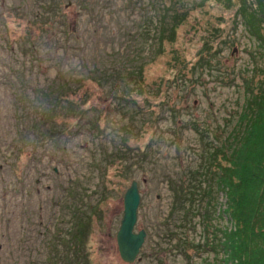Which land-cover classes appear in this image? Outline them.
Listing matches in <instances>:
<instances>
[{"label":"rangeland","instance_id":"1","mask_svg":"<svg viewBox=\"0 0 264 264\" xmlns=\"http://www.w3.org/2000/svg\"><path fill=\"white\" fill-rule=\"evenodd\" d=\"M226 5L0 0V264H63L52 247L69 244L78 212L90 224V264H207V206L185 201L182 189L203 169L207 130L231 129L243 85L264 78L238 4ZM173 11L184 18L160 52ZM140 64L145 86L130 106L121 93ZM58 90L70 102L49 110L50 124L42 108ZM132 179L140 192L134 230L146 235L128 262L116 233Z\"/></svg>","mask_w":264,"mask_h":264},{"label":"trees","instance_id":"2","mask_svg":"<svg viewBox=\"0 0 264 264\" xmlns=\"http://www.w3.org/2000/svg\"><path fill=\"white\" fill-rule=\"evenodd\" d=\"M218 1L225 2L227 7L238 4L236 17L239 15V22L249 28L250 35L255 39L258 52L264 56V0ZM174 11L170 31L163 32L159 38L160 52H162L165 39H174L175 29L184 18V15L181 14V18L176 20L178 16ZM50 22L53 23V21L47 23L43 21L48 27L51 26ZM163 22H165L164 19ZM31 27L32 25L29 26V28ZM207 62L208 65L209 61L207 60ZM253 67L255 71H264V66L253 65ZM143 70V64H140L136 70L131 71L133 87H129V91L125 90L121 93L123 98H128L125 100L129 101L130 106L136 104L132 92H143L145 86ZM263 79L259 78L260 82H256V84H253L251 79L250 83L243 85L244 101L238 115L235 114V118L229 122L231 129L223 130L221 134L216 133L213 137L207 130L205 149L207 154L202 163L203 169L200 164V170L195 172L192 186L186 189L185 185V188L182 189L185 201L189 199L193 202V206L201 204V208L204 210L207 206V218L202 220L203 227L207 230L206 241L202 242V246L207 245V264H264ZM58 96L59 100L53 102L51 107L44 106L42 108L44 112H47L44 113V116H46V122L50 124L55 115L49 110L53 111L58 108L60 101L70 102L69 97L61 95L59 90L49 99L52 100ZM72 109L87 111L86 107L79 108L78 105L73 106ZM50 124L49 129L51 130L54 124ZM219 192L225 197L223 202H219L217 199ZM175 193L178 196L176 189ZM203 200L204 203H202ZM82 217L79 212L76 213L74 224L67 229L69 244L64 239L62 248L52 247L54 258L59 257L63 264H90L85 245V239L90 233V224L87 219ZM218 217L227 219L231 224H219L220 226L215 224L214 219ZM58 244L60 245V243ZM65 248H68V252L66 256H63ZM57 253L61 254L57 255ZM211 254L215 259L211 260ZM51 259L56 262L53 258Z\"/></svg>","mask_w":264,"mask_h":264},{"label":"water","instance_id":"3","mask_svg":"<svg viewBox=\"0 0 264 264\" xmlns=\"http://www.w3.org/2000/svg\"><path fill=\"white\" fill-rule=\"evenodd\" d=\"M140 202V192L137 179H132L126 189L123 198V215L119 229L116 233V241L120 256L123 260L132 262L136 259L144 242L146 230H134L137 221V210Z\"/></svg>","mask_w":264,"mask_h":264}]
</instances>
